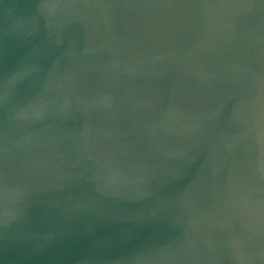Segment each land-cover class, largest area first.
<instances>
[{"label":"water","instance_id":"1","mask_svg":"<svg viewBox=\"0 0 264 264\" xmlns=\"http://www.w3.org/2000/svg\"><path fill=\"white\" fill-rule=\"evenodd\" d=\"M0 264H264V0H0Z\"/></svg>","mask_w":264,"mask_h":264}]
</instances>
